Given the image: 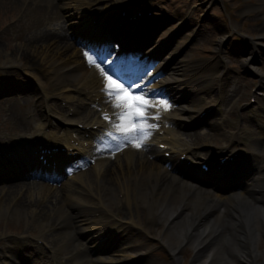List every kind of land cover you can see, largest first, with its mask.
<instances>
[{
	"label": "bare ground",
	"instance_id": "obj_1",
	"mask_svg": "<svg viewBox=\"0 0 264 264\" xmlns=\"http://www.w3.org/2000/svg\"><path fill=\"white\" fill-rule=\"evenodd\" d=\"M23 1L8 0V3L14 8L17 4L21 7L24 3ZM77 1L71 0V2L75 3ZM260 1L263 2L262 6L264 7V0ZM65 2L67 4V0ZM262 13L264 19V11ZM262 25H264V21ZM262 30L264 32V28ZM35 34L36 32L31 34V40L37 38ZM37 39H39L38 42L41 43L44 49L39 50L36 46L30 45L29 42H25L23 46L22 44L17 45L12 49L11 53L3 52L2 54L6 58L3 64L18 66L19 63L10 57L12 54L18 55V51H20L21 56H24L26 53L27 59H30L29 54H32L31 58L34 55H40V59L45 62V65L40 68H43L44 72L50 76L52 73L53 78L51 77V79L58 83L57 90L64 91L69 88L70 80L72 83L78 81V84L81 83L92 89L100 85L102 76L98 71L87 67L85 69V66L75 62L76 60L64 58L68 56L67 52H71L74 56L77 54L74 50L75 47L68 41L66 43L62 39L60 41L52 39L46 42L47 37L43 38V36ZM3 46L0 43V53L4 50ZM179 82L180 84L182 83L181 80ZM22 123L20 121V125L24 128ZM28 126L26 125V128ZM204 137L206 139V135ZM210 137L211 135H208V138ZM260 143L264 147V142L260 141ZM136 151L132 150L125 155V158L130 160V173L134 172L133 176H131V184L134 176L137 174L138 168L142 167L140 182L136 190L137 201L141 204L147 203L148 206L154 202L156 204L158 220H163V222L167 215L179 211V214L172 220L163 235V241L167 244L168 248L172 246L173 253L177 252L178 244L191 231L189 238L190 245L192 248L195 247L198 250L197 252L195 251L194 261L196 263L193 264H244L245 261H256V259L248 260L252 256H260L262 261H264V247L263 249L258 247L260 241L264 239V202L261 200V197L264 198V194L242 190L233 192V194H229L228 196H220L213 191L199 188L175 176L167 177L161 173L157 165L153 163L154 166L151 167L148 160L139 151ZM133 157L136 159L134 160ZM109 170L111 171L110 177L112 178H104L106 171L101 179H105L102 183L105 201L112 203L116 200V190H120V187L122 188L120 185H124L126 181V173H123L124 177L122 179L121 174L116 175L112 173L111 168ZM260 171H262V174H259L261 180L259 179L252 184L255 183L257 187H264V169L261 167ZM148 183L151 184V190L147 186ZM5 186L7 187L6 195L0 200V217L10 213L9 219L12 221H16V219L25 221L30 211H32L30 213L31 217L36 214V211L24 208L20 203H10V199H17V194H21L22 191L21 188L15 185L10 184ZM64 190L70 206L66 205L65 208L58 206L52 211H60L62 209L64 215L60 217H74V215L78 217L80 214L77 222L83 223L87 220V218H84V221H82L84 208L87 207L79 204L78 201L81 198L73 194L69 183L65 184ZM48 191H50V187L36 183L31 184L27 186L19 199L25 198L35 203V197H38L39 194L42 197ZM128 198H130L129 194L126 193L124 201L126 202ZM56 219H58V216L53 217L54 222H57ZM38 221H40V225H38ZM38 221L35 222L38 228L46 229L48 227V222L44 219L41 218ZM57 224H60L62 227L60 232L64 234V238L61 240L68 241L71 231H66V229L69 224L62 221L57 222ZM72 239L73 236L70 237V241ZM176 259L178 260L179 256H176ZM143 261L141 264H157L154 259L150 260L147 258ZM256 264L263 263L258 261Z\"/></svg>",
	"mask_w": 264,
	"mask_h": 264
},
{
	"label": "snow or ice",
	"instance_id": "obj_2",
	"mask_svg": "<svg viewBox=\"0 0 264 264\" xmlns=\"http://www.w3.org/2000/svg\"><path fill=\"white\" fill-rule=\"evenodd\" d=\"M85 56L86 58L89 57V52L86 51ZM89 63H96L97 67H101V63L98 62L95 57L89 59ZM102 92L105 93L106 101H111L113 97L115 98V102L111 105L113 108L121 107V102L126 101L125 107L127 110L114 113V116L119 118L121 124H117L115 119H113L110 125V128L117 129L121 134L117 135V133L113 131H108L105 134L106 138L101 141L102 146L98 147L97 150L102 151L107 148L109 150L118 151L128 143H131L136 149L146 147V142L152 134L151 130L158 126L157 124L150 123V121L159 120L161 118L160 112L154 114L148 112V108L151 106L146 99L147 94L134 91L132 86L126 87L119 81L113 79L111 75L106 77ZM160 105L165 112L171 110L173 107L171 102L166 98L160 99ZM105 118L107 119V116ZM126 119L132 123L130 129L123 123Z\"/></svg>",
	"mask_w": 264,
	"mask_h": 264
},
{
	"label": "rangeland",
	"instance_id": "obj_3",
	"mask_svg": "<svg viewBox=\"0 0 264 264\" xmlns=\"http://www.w3.org/2000/svg\"><path fill=\"white\" fill-rule=\"evenodd\" d=\"M5 3H6V2L0 0V33H2V29H1V28L4 26V24H5L7 21H10V19L13 18L12 16H10V14H11L12 12H10V13H8V14L5 13V6H6ZM2 8H3V10H2ZM1 25H2V26H1ZM3 44L5 45V43H3ZM11 46H12V48L9 49V46L5 45L4 50H2L1 53H0V60L3 61V59H4V57L2 56V55H3V54H2L3 52L11 53L12 49L15 48L14 45L11 44ZM12 55H13V54H12ZM13 56H14V57H18V56H16V55H13ZM260 245H261V244H260ZM183 256H185V254H184ZM155 258H156V257H155ZM157 258H159V257H157Z\"/></svg>",
	"mask_w": 264,
	"mask_h": 264
}]
</instances>
